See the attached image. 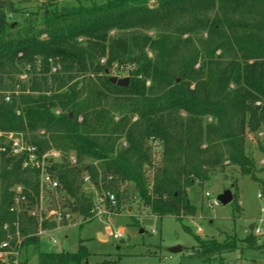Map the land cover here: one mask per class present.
<instances>
[{
  "label": "trees",
  "instance_id": "trees-1",
  "mask_svg": "<svg viewBox=\"0 0 264 264\" xmlns=\"http://www.w3.org/2000/svg\"><path fill=\"white\" fill-rule=\"evenodd\" d=\"M48 1L41 14L19 23L11 21L10 0H0V133L21 134L39 156L52 146L61 152V160H47L46 169L69 198V212L87 222L95 218L86 177L101 195H114V205L104 200L109 212L119 214L134 198L151 216L181 223L197 214L188 189L203 187L214 171L225 174L231 167L261 182L245 151L244 132L264 125V0H107L61 8L58 0ZM114 31L118 35L111 37ZM127 66L128 87L112 84L109 73ZM15 68L25 69L26 82L14 78ZM112 91L135 94L137 112L112 132L113 121L92 127L94 105ZM206 116L213 123L204 127ZM124 124L126 145H117ZM149 139L164 148L152 181L145 168L152 164ZM0 156L1 264L4 252L38 246L39 231L54 230L57 223L50 217L39 223L31 215L40 203L39 171L24 167V156ZM16 186L25 201L12 211ZM15 224L23 238L19 245ZM6 241L10 248L2 249ZM263 247L252 233L222 242L198 237L193 255L222 264L227 253ZM91 256L81 241L73 253L40 252L38 264H91Z\"/></svg>",
  "mask_w": 264,
  "mask_h": 264
},
{
  "label": "rangeland",
  "instance_id": "rangeland-1",
  "mask_svg": "<svg viewBox=\"0 0 264 264\" xmlns=\"http://www.w3.org/2000/svg\"><path fill=\"white\" fill-rule=\"evenodd\" d=\"M107 0H58L57 7L90 6L92 3L102 4ZM14 13L11 21L22 23L29 14H41L50 3L48 0H10ZM145 35L152 38L157 37L155 30H142ZM131 33V30L128 31ZM111 37L118 35L117 31L112 32ZM148 56H152L150 50L146 49ZM219 53V52H218ZM40 60L36 61L37 69L40 68ZM131 66L122 69H113L110 77L119 79L128 77ZM54 70V69H53ZM14 78L20 82H26L28 75L24 68H15ZM82 80V77L78 79ZM151 81L146 82V87L151 86ZM101 90L100 84L97 85ZM99 105L94 102L95 115H92V127H102L108 121H113L110 132L114 131V126L124 117H129L131 113L137 112L136 103L138 97L128 92L112 91L105 93ZM59 112V110L57 111ZM105 117V119L103 118ZM137 115L133 117L135 120ZM213 123L211 116L203 118V126ZM122 125V129L117 131L115 137L117 145H126L124 129L128 127ZM125 127V128H124ZM22 137L21 134L18 133ZM245 151L254 158L257 165L256 176L261 182L253 181L243 177L235 169L230 172L227 168L225 174L214 171L210 180L203 187L194 185L188 189V200L196 206L197 214L193 218H185L184 222L173 217L151 216L150 210L142 204H137V200L128 201L123 204L119 214L109 212L94 216L91 221L83 219L79 215L72 214L68 209L69 198L60 190L41 188L40 203L32 211L41 223L46 217H53L57 223V228L45 231L39 235L38 246H30L25 249L12 251L18 253L16 260L9 259L1 264H38V254L40 252H76L79 244L82 243L92 254L88 262L91 264H219L209 262L203 258L193 255V248L197 247V238L204 241L215 239L219 242L225 240L227 236L238 239L245 238L252 233L259 242L264 241V125L258 131L244 132ZM0 143L7 144L9 140L0 139ZM146 148L151 151L152 164L146 167V177L152 181L155 169H160L163 144L159 140L149 139ZM48 151H57L52 146ZM74 157V154H70ZM2 158L0 156V162ZM56 158V161H60ZM85 163H93L90 159H85ZM112 182L119 185L121 190L126 184L117 179ZM234 184V187L231 185ZM18 186L14 188L17 195ZM231 190L234 200L223 206L214 204L217 196L226 190ZM85 190L94 203L100 201L101 194L92 185L85 183ZM209 193V197L206 196ZM103 200V199H102ZM103 210V206H100ZM22 204H19V209ZM136 218L135 220L132 219ZM188 227V232L184 225ZM252 225L254 229L252 230ZM113 233H121L119 239H114ZM99 234L106 239L99 238ZM53 240L56 243H53ZM181 247L178 253L173 250ZM222 264H264V248L261 250H244L227 253L223 256Z\"/></svg>",
  "mask_w": 264,
  "mask_h": 264
},
{
  "label": "built area",
  "instance_id": "built-area-1",
  "mask_svg": "<svg viewBox=\"0 0 264 264\" xmlns=\"http://www.w3.org/2000/svg\"><path fill=\"white\" fill-rule=\"evenodd\" d=\"M6 138L9 140V143L7 144H2L0 143V152L3 153H9V155H13L16 157L24 156L25 160L23 163L24 167H30L32 169H36L39 171V179H40V187L41 188H48L51 190H56L60 187L59 181L54 178L52 174H50L46 167L48 165L47 160L51 161H56V158H60V153L57 151H47L44 153L42 156H39L37 153V148L31 144H29L27 141L23 139V137L19 136L18 134L10 133V134H5V133H0V139ZM70 160L72 163H75V158L70 157ZM89 178H85V182L88 183ZM18 193L15 197V205L12 208V211H19V204H23L25 199L24 196L22 195V188L17 187ZM206 196L209 197V193H206ZM106 197L109 199L110 205L115 204V197L112 194H104L100 196V201L94 203V210L93 213L94 215H101V214H109L108 210L105 208L104 200ZM103 199V200H102ZM217 201L214 202L216 204ZM103 206V210H101V207ZM32 216H36L34 212H31ZM53 218V217H50ZM15 229H16V236H17V243L18 245L21 244V241L23 238L20 237L19 234V228L18 224H15ZM45 231H39V234H42ZM114 239H119L121 237V233H113L112 234ZM53 243H56L55 240H53ZM2 249H9L10 248V243L8 241L2 243L1 245ZM18 253H12V252H4L3 253V258L4 261H8L9 259L16 260Z\"/></svg>",
  "mask_w": 264,
  "mask_h": 264
},
{
  "label": "water",
  "instance_id": "water-1",
  "mask_svg": "<svg viewBox=\"0 0 264 264\" xmlns=\"http://www.w3.org/2000/svg\"><path fill=\"white\" fill-rule=\"evenodd\" d=\"M110 82L114 85L119 86V87L127 88L129 85V78L125 77V78L119 79L117 77H110ZM70 116H72V114H70ZM158 171L160 172V169H158ZM216 201H217V203H219L223 206L230 204L233 201V194H232L231 190L228 189V190L224 191L223 193L219 194L217 196ZM251 228L253 229L254 226H252ZM98 236H99V238L105 239V236H103L101 234H99ZM181 250H182L181 247H177L173 250V253H178Z\"/></svg>",
  "mask_w": 264,
  "mask_h": 264
},
{
  "label": "crops",
  "instance_id": "crops-1",
  "mask_svg": "<svg viewBox=\"0 0 264 264\" xmlns=\"http://www.w3.org/2000/svg\"><path fill=\"white\" fill-rule=\"evenodd\" d=\"M252 226H253V225H252ZM253 229H254V228H253ZM253 229H252V230H253ZM105 239H106V238H105ZM263 248H264V247H263ZM260 250H261V249H260ZM243 251H244V250H243Z\"/></svg>",
  "mask_w": 264,
  "mask_h": 264
}]
</instances>
